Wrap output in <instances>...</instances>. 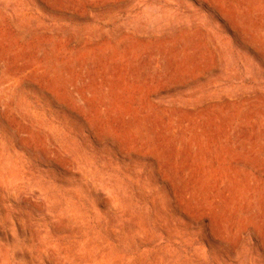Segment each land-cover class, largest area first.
<instances>
[{
  "label": "rangeland",
  "instance_id": "obj_1",
  "mask_svg": "<svg viewBox=\"0 0 264 264\" xmlns=\"http://www.w3.org/2000/svg\"><path fill=\"white\" fill-rule=\"evenodd\" d=\"M0 264H264V0H0Z\"/></svg>",
  "mask_w": 264,
  "mask_h": 264
}]
</instances>
